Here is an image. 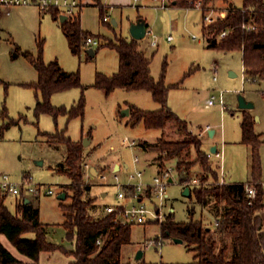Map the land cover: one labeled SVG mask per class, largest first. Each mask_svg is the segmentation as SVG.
Returning <instances> with one entry per match:
<instances>
[{
	"label": "rangeland",
	"instance_id": "1",
	"mask_svg": "<svg viewBox=\"0 0 264 264\" xmlns=\"http://www.w3.org/2000/svg\"><path fill=\"white\" fill-rule=\"evenodd\" d=\"M129 1L104 7L102 14L109 17L108 21L103 20L100 5L83 6L80 10L82 26L95 35L100 43H86L77 53L69 46L60 16L55 17L50 10L42 11L36 4L14 6L9 14L0 10V170L7 173L12 181L20 182L25 175H29L42 186V193L30 198L32 204L39 208L41 221L48 225V238L68 248H73L74 244L65 238L63 222L66 220V210L63 204L71 202V191L66 198L59 197V194L66 193L63 184L70 180L57 171V166L66 155V146L49 138L47 133L66 128V134L77 140L89 132L90 144L86 147L91 157H86L84 153L83 160L87 158L91 165L92 161L97 162L100 169L113 160L120 161L123 166L119 171L122 183L129 182V174L137 167L145 170V183L152 182L158 174V165L150 161L158 155V150L132 146L126 137L138 142L146 140L155 143L164 134L168 139L185 136L176 132L179 125L175 121H169L165 131L161 127L147 128L142 121L132 125L133 119L123 113L125 109L131 106L145 110L162 107L150 90L117 86L106 93L96 84L99 73L110 76L119 71V52L106 43L117 42L120 36L130 37V26L137 21L138 15L148 18L152 31L151 35L139 41L140 48L151 60L152 76L158 79L164 68L165 82H180L179 86L172 85L169 89L168 105L177 115L185 118L193 130L201 129L209 133L214 129L215 135L208 136L206 141L217 142L221 148L224 144L223 158L213 156L211 161L218 169V175L223 164L227 183L248 182L251 179L252 148L241 140L244 108L239 106V96L253 103V107L247 110L254 117L255 131L261 139L259 153L264 181V78L253 79L244 73L242 50L226 51L208 45V35L202 31L206 23L200 8L164 7L156 2L150 6L145 4L147 0ZM242 3L243 0H209L207 5L227 8L231 4L241 6ZM137 4H141V7L138 8ZM162 15L166 19L163 20ZM152 35L158 39L156 46L150 45ZM169 36L172 39L168 40ZM90 47L96 50L95 55L87 51ZM40 52L45 62L58 59L63 68L79 74L82 85L55 92L51 102L56 107L70 109L84 98L83 117L67 120L66 114H60L57 119L49 113L36 115V93L28 83L36 81L38 74L25 53L37 57ZM213 96L217 102L208 107L206 100ZM221 98L226 108L220 102ZM207 126H210V131ZM191 134L199 137L193 132ZM208 143L204 144V150ZM136 155L141 159L139 164L134 163ZM195 157L196 151L192 147L188 158L193 160ZM125 163H128V167H125ZM175 163L176 159H170L166 165L174 166ZM193 168L192 183L199 186V173L203 171L199 164ZM110 171L107 167L108 184L93 180V193L97 196L90 212L95 204L104 208L106 204L129 202V199L120 201L117 198L118 186L114 184ZM172 178L173 181L167 185L168 198L163 206L164 213L168 215L173 208L175 221L194 219L214 225L218 210L215 201L202 205L196 201L194 193L185 192L187 186L179 181L175 170ZM48 188H52L53 193H47L45 190ZM102 190H106L108 195L102 196ZM16 199V196L9 195L5 200L12 211H15ZM260 213L264 218V208ZM132 227L131 242L123 245L120 256L110 264H193L195 250L185 242H176L173 237L163 236L160 247L146 246L149 239L162 235L158 223L136 224ZM34 236V232L23 234L25 238ZM0 241L24 259L26 264H69L74 260V256L57 250L43 251L39 262H34L20 253L5 234L0 233ZM139 250H143V255L137 258Z\"/></svg>",
	"mask_w": 264,
	"mask_h": 264
},
{
	"label": "trees",
	"instance_id": "2",
	"mask_svg": "<svg viewBox=\"0 0 264 264\" xmlns=\"http://www.w3.org/2000/svg\"><path fill=\"white\" fill-rule=\"evenodd\" d=\"M198 0H171V4L180 7H195ZM206 9L209 0H201ZM55 17L60 16L58 7L51 8ZM80 10L62 21L69 46L73 52H79L85 46V39L93 35L81 26ZM104 7L101 6V14ZM103 15V14H102ZM103 15V20H104ZM105 21V20H104ZM257 25L254 30H247L244 23ZM113 25V23H111ZM230 29L227 36L218 40L219 33ZM208 35V45L222 50H242L246 74L253 78H264V0H243L241 6L231 4L226 16L217 22L204 27ZM140 39L132 36H120L117 42H107L119 52L120 69L113 75L99 73L96 84L109 93L115 87L127 89H148L162 107L157 110H145L136 106L130 107L134 123L142 121L147 128H163L169 121L178 123V130L185 136L180 139H167L162 136L154 144L146 141L142 145L156 149L159 155L157 162L163 167L167 162L176 159L175 171L180 182L190 188L196 201L206 205L214 200L218 210L214 225L205 224L203 220L191 219L185 222L175 221L171 211L161 226L164 237H179L191 249L195 250L196 264H264V218L260 211L264 208V185L259 146L261 139L255 131V121L249 110L244 109L242 119V141L252 148V172L248 181L257 188V195L252 200L246 191V182L218 183L219 175L216 166L203 149L201 138L192 135L188 122L177 115L168 105V94L171 84L165 82V70L156 79L151 74V60L140 48ZM37 69V80L28 83L35 89V113H49L55 119L66 114L67 120L83 117L85 100L81 98L70 109L56 107L51 102L52 95L60 90L80 86L79 74L65 70L58 59L45 62L42 53L34 57L25 53ZM5 111V110H4ZM3 111V113H4ZM13 122L10 121L9 124ZM48 137L65 143L64 161L57 166L58 173L65 174L70 182L63 184L66 197L71 191V202L63 204L66 210L65 238L74 244L68 248L48 238V225L41 221L40 210L32 204L31 199H16L15 211L7 206L5 200L9 195L0 194V233L5 234L20 253L34 262H39L43 251H61L74 256L69 264H110L116 260L123 245L132 240L133 227L116 221L114 213L94 217L90 212L96 196H90L91 184L84 179V139L73 140L66 134V128L56 133H47ZM192 147L196 157L189 159ZM199 164L202 171L200 185L192 183L194 166ZM212 181L209 182V179ZM194 184V185H193ZM193 185V186H192ZM252 200V202H250ZM219 208H221L219 210ZM34 232L32 238L23 234ZM102 238V244L98 239ZM0 264H26L15 256L0 241Z\"/></svg>",
	"mask_w": 264,
	"mask_h": 264
},
{
	"label": "built area",
	"instance_id": "3",
	"mask_svg": "<svg viewBox=\"0 0 264 264\" xmlns=\"http://www.w3.org/2000/svg\"><path fill=\"white\" fill-rule=\"evenodd\" d=\"M161 3L162 6H167L171 4V0H156ZM36 4L40 7L42 11H48L53 7L62 8L67 16H72L78 12L80 7L83 5L81 0H0V10H4L6 14H9L14 6ZM195 6L201 7L202 1L198 0L195 2ZM226 15L222 12H218L214 9H209L204 12V21L206 24H212L217 22L219 19H223ZM104 20L108 21L109 17L104 16ZM243 27L247 30H254L257 25L252 22H247L243 24ZM151 30L147 28L146 36L151 35ZM230 29H223L219 35L218 40L227 36ZM195 37V35H194ZM172 39L171 36L168 40ZM85 43L98 45L99 40L93 36L88 35L85 39ZM158 44V39L155 35H152L150 40V45L156 46ZM244 73L245 66H244ZM247 79V78H245ZM216 97H211L206 100V105L208 107L216 104ZM220 102L224 108H226L223 99ZM208 129L210 130V126ZM208 130V131H209ZM132 146L136 145L140 147V142L135 139L129 140L125 138ZM223 149L216 151H209L207 155L209 157L215 156L218 158H223ZM141 159L138 155L134 158V163L139 164ZM158 165V174L153 177V181L150 183H145L143 180L144 169L137 167L136 170L129 174V182L122 183L121 177L119 175L120 170H112L114 184L118 186V191L116 196L120 201L129 199L128 203H118V204H108L106 205V213H114L116 216V221L122 222L124 224L136 225V224H149L152 222L158 223L159 225L166 219V214L163 211V206L165 200L168 198L167 185L169 184L170 178L172 177V172L175 170V166L164 167L161 164ZM223 164L220 166V176L218 183H225L224 170L222 169ZM84 179L88 184H93V180H98L101 183L108 184L109 176L106 172H92V166L89 162H84ZM138 179L137 182L133 180ZM42 186L39 183L33 181L31 176L25 175L20 182L12 181L10 176L0 170V194L14 195L17 199L32 198L37 197L42 193ZM47 193H53L52 188L45 190ZM246 191L248 196L253 200L257 195V188L255 185L247 183ZM151 200L150 204L148 201ZM158 200V201H156ZM252 200L250 202H252ZM102 238L98 239V244H101ZM163 235L154 237L148 240L146 246H156L160 247L163 244Z\"/></svg>",
	"mask_w": 264,
	"mask_h": 264
},
{
	"label": "crops",
	"instance_id": "4",
	"mask_svg": "<svg viewBox=\"0 0 264 264\" xmlns=\"http://www.w3.org/2000/svg\"><path fill=\"white\" fill-rule=\"evenodd\" d=\"M84 2H83V5L80 7L81 8V11H82V7L83 6H85L86 4H98V5H100V6H103V7H106L107 5H111V6H118V5H122L124 2H126V0H83ZM135 1H138V0H135ZM123 2V3H122ZM129 2H131V0L129 1ZM156 2V3H159L160 5H161V3L159 2V1H156V0H147V2H145V4L146 5H150V6H152V4H154V3ZM159 4H157V6L159 5ZM138 8L139 7H141V4H137L136 5ZM162 6V5H161ZM169 6H175V5H172V4H168L167 6H164V7H169ZM237 6V5H236ZM193 8H200L202 11H203V16H204V12L205 11H207V10H209V9H214V10H217L218 12H222L223 14H225L226 15V13H227V9L229 8V7H227V8H222V7H213V6H210V5H206V9H204L202 6L201 7H197V6H195V7H185V9H193ZM59 10H60V12H61V14H60V18L62 17V16H65V18L64 19H66V18H68L69 16H67V14H65L64 13V10L62 9V8H59ZM50 11L52 12V10L50 9ZM81 11H80V18H81ZM53 13V12H52ZM144 15H138V19H144L145 20V22H146V24H147V28H149V22H148V18L147 17H143ZM162 17V19L164 20V19H166V17L164 16V15H162L161 16ZM137 19V20H138ZM115 20V19H114ZM114 20H113V22H114ZM63 21V20H62ZM203 21H204V17H203ZM115 22L117 23V21L115 20ZM204 23H206L205 21H204ZM115 24V23H114ZM208 24H204L203 25V27H202V31H203V33L205 34V32H204V27H206ZM81 26H82V18H81ZM82 28H83V26H82ZM84 29V28H83ZM85 30V29H84ZM205 35H207V34H205ZM93 36H95V35H93ZM132 36V35H131ZM148 37V36H147ZM68 39V38H67ZM95 54H96V50H95ZM94 54V55H95ZM146 54V53H145ZM146 56H147V54H146ZM148 57V56H147ZM62 66V65H61ZM63 67V66H62ZM65 69V68H64ZM66 70V69H65ZM68 71V70H67ZM234 75V74H233ZM154 77V76H153ZM166 84H171V85H176V86H179L180 85V82H176V83H167L166 82ZM213 106V105H212ZM137 107V106H136ZM211 107V106H210ZM160 109V108H159ZM148 110V109H147ZM157 110V109H156ZM175 112V111H174ZM127 116H129V117H131V115H130V108H129V114H127ZM131 119H133L132 117H131ZM185 119V118H184ZM186 120V119H185ZM134 121H135V119H133V122H132V125H134V124H136V123H134ZM187 121V120H186ZM188 122V121H187ZM168 123H170V122H168ZM167 123V124H168ZM144 124V123H143ZM167 126V125H166ZM166 126L165 127H163L164 128V131H165V128H166ZM188 127H189V130L191 131V132H193V133H195L196 135H198L200 138H201V140H202V143H203V147L205 146L204 144H207L208 142L206 141L207 139H208V136H211V137H213L214 135H215V131H214V129L212 130V131H210L209 133H204L201 129H199V130H197V131H195V130H193V128L189 125V123H188ZM176 132L177 133H180L179 132V130H178V128L176 129ZM85 135V133L84 134H82V137L80 138V139H82V138H84V137H86L87 135H90L89 134V132H87L86 133V135ZM68 136H70V135H68ZM164 137H166L165 136V134L163 135ZM71 137V136H70ZM162 137V136H161ZM72 138V137H71ZM87 138H89V136H87ZM160 138V137H159ZM158 138V139H159ZM80 139H77V140H80ZM158 139H157V141H158ZM168 139V138H167ZM170 139V138H169ZM174 139V138H173ZM179 139V138H178ZM74 140V139H73ZM90 140V139H89ZM241 140H242V138H241ZM141 142V144H140V147H142V148H145L143 145H142V142L143 141H146V140H140ZM147 142V141H146ZM243 142V141H242ZM148 143V142H147ZM156 143V142H155ZM89 144H90V141H89ZM88 144V145H89ZM148 144H154V143H148ZM210 144V145H209ZM87 146V145H86ZM85 146V149H84V153L85 154H87L86 155V157H91V155L89 154V152H88V147H86ZM213 146H216V150H222V148H223V150H224V144L222 145V148L221 147H219V145H218V143L217 142H212V141H209V143H208V146L207 147H205V151L208 153L209 151H212L211 149H212V147ZM146 148H149V149H152V148H150V147H146ZM145 148V149H146ZM159 152V151H158ZM91 154L93 153V149H92V151L90 152ZM89 154V155H88ZM158 155H159V153H158ZM158 155L157 156H155L154 158H152L150 161H151V164H158V162H157V160H156V158L158 157ZM213 157V156H212ZM212 157H210L211 159H212ZM64 159H65V157H64ZM64 159H63V161H64ZM90 160V159H89ZM91 161V160H90ZM84 162H88V160H87V158H86V160L84 161ZM169 162V161H168ZM92 163H93V165H91L92 166V168L93 167H95L96 168V173L97 172H106V168L107 167H109L110 169H111V171L112 170H114V169H116V170H121L122 169V163H120V161H118V160H113V161H111L110 162V164H105V165H102V169H100L99 167H97V162H95V161H92ZM174 166H175V164H174ZM221 166V165H220ZM223 166V165H222ZM125 167H128V163H125ZM222 169L224 170V168L222 167ZM218 170V169H217ZM219 170H220V168H219ZM111 171H110V173H111ZM107 173V172H106ZM224 175H225V177H226V173H225V170H224ZM219 176H220V172H219ZM173 181V180H172ZM263 181V180H262ZM225 182H226V180H225ZM236 182H245V181H234V182H229V183H236ZM227 183V182H226ZM246 183H249V182H246ZM263 185H264V181H263ZM91 190H90V196H93V195H95V196H97L96 194H94L93 193V184H91ZM101 194H102V196H107L108 195V192L106 191V190H102L101 191ZM106 205H108V204H106ZM106 207V206H105ZM105 207L104 208H99V206L97 205V204H95L94 206H93V210L91 211V213L92 214H95L97 217H101V216H103V215H105L106 214V209H105ZM174 209L173 208H171V211H173ZM215 222H216V220H215ZM160 230H161V227H160ZM162 233V232H161ZM3 243V242H2ZM5 245V244H4ZM6 246V245H5ZM7 247V246H6ZM8 248V247H7ZM9 249V248H8ZM10 250V249H9ZM11 251V250H10ZM12 252V251H11ZM15 256H17L14 252H12ZM18 258H20V259H22L21 257H19V256H17ZM30 259V258H29ZM195 260H194V262H193V264H196V257L194 258ZM22 260H24V259H22ZM31 260V259H30ZM25 261V260H24ZM33 261V260H32ZM26 262V261H25ZM71 262V261H70ZM69 262V263H70Z\"/></svg>",
	"mask_w": 264,
	"mask_h": 264
},
{
	"label": "water",
	"instance_id": "5",
	"mask_svg": "<svg viewBox=\"0 0 264 264\" xmlns=\"http://www.w3.org/2000/svg\"><path fill=\"white\" fill-rule=\"evenodd\" d=\"M64 18H65V16H62L61 17V20H64ZM114 23L116 24L115 20H114ZM130 32H131L132 37H134L136 39H141V38L145 37L146 36V33H147V24H146L145 20L140 18L136 22L132 23L131 26H130ZM87 51L89 52L90 55H94L95 54V49L93 47H90ZM239 106L241 108L247 109V108L253 107V103L252 102H248L244 98V96L240 95L239 96ZM123 113L124 114H129V109L128 108L125 109L123 111ZM89 141H90L89 138L86 137L84 139V145L85 146L88 145L89 144ZM211 150L212 151H216V146H213ZM92 172L94 174L96 173V168L95 167L92 168ZM172 180H173V178L171 177L170 178V181H172ZM185 192L187 194H189L190 193V188L189 187H186ZM59 197L66 198V193L65 192L60 193L59 194ZM26 201H29V198H27ZM173 239L176 242H183V239L182 238H179V237H173ZM142 255H143V250H139L137 252V255L136 256H137V258H140V257H142Z\"/></svg>",
	"mask_w": 264,
	"mask_h": 264
}]
</instances>
